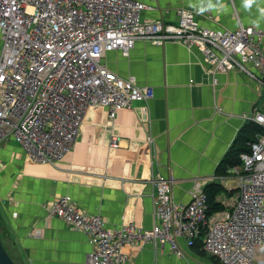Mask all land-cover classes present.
Masks as SVG:
<instances>
[{"label":"built area","instance_id":"built-area-1","mask_svg":"<svg viewBox=\"0 0 264 264\" xmlns=\"http://www.w3.org/2000/svg\"><path fill=\"white\" fill-rule=\"evenodd\" d=\"M147 9L135 0H0V145L13 141L32 163L56 167L73 150L90 109H106L113 122L119 112L151 101L152 88L103 63L108 52L129 56L141 41L198 49L214 87L219 74L238 71L263 93V29H209L187 9L175 23L144 21ZM243 121L264 130V112ZM118 141L111 146L118 148ZM248 145L222 179L224 185L235 179L237 187L225 188L222 210L211 215L203 181L194 183L184 204L174 200V180L158 176L150 231L134 224L109 229L103 216L87 214L69 196L47 205V216L88 236L87 264H127L124 249L138 243L168 244L184 258L179 240L192 248L199 238L220 264H264V133Z\"/></svg>","mask_w":264,"mask_h":264},{"label":"crops","instance_id":"crops-1","mask_svg":"<svg viewBox=\"0 0 264 264\" xmlns=\"http://www.w3.org/2000/svg\"><path fill=\"white\" fill-rule=\"evenodd\" d=\"M138 1L151 7L142 14L144 21L175 23L187 9L209 29L234 31L242 24L264 30V0ZM103 63L152 88L154 98L119 112L113 122L106 109H90L73 150L56 167L32 163L13 141L0 145L1 234L18 264H87L88 236L47 216L46 206L63 196L87 214L103 216L109 229L134 224L150 231L154 178H172L174 200L184 204L191 202L198 180L224 187L227 176L218 168L245 125L243 115L264 112V91L256 82L230 71L219 74L214 87L195 48L141 41L129 56L108 52ZM113 138L118 148L111 146ZM179 244L184 258L168 244L128 246L127 264H220L201 242L192 248L183 239Z\"/></svg>","mask_w":264,"mask_h":264},{"label":"trees","instance_id":"trees-1","mask_svg":"<svg viewBox=\"0 0 264 264\" xmlns=\"http://www.w3.org/2000/svg\"><path fill=\"white\" fill-rule=\"evenodd\" d=\"M261 133H264V130L261 127H259L257 124L255 123L245 124L242 127L241 131L239 132L235 140V143L233 144V146L230 148V150L228 151V153L226 154V156L220 163L218 171L221 172L223 176H227L229 174V168L231 166H235L240 163L241 154L249 151L250 147L248 143L254 142L257 135ZM205 191L208 196L209 215L215 212L221 211L222 205L218 202V196L221 193L225 192V188L221 186L220 184L213 183V184L208 185ZM2 222L3 221L0 216V241L2 242V244L8 251L12 260L15 262V264H17V262L15 261L11 253L9 252L5 244V241L2 237L1 230L4 229V225L2 224ZM199 242H201V248H202L203 247L202 238H199L195 242V245Z\"/></svg>","mask_w":264,"mask_h":264},{"label":"water","instance_id":"water-1","mask_svg":"<svg viewBox=\"0 0 264 264\" xmlns=\"http://www.w3.org/2000/svg\"><path fill=\"white\" fill-rule=\"evenodd\" d=\"M0 264H15L8 251L0 241Z\"/></svg>","mask_w":264,"mask_h":264},{"label":"rangeland","instance_id":"rangeland-1","mask_svg":"<svg viewBox=\"0 0 264 264\" xmlns=\"http://www.w3.org/2000/svg\"><path fill=\"white\" fill-rule=\"evenodd\" d=\"M135 1H138V0H135ZM141 2V1H140ZM143 3V2H142ZM145 4V3H144ZM147 5V4H146ZM148 6V5H147ZM150 7V6H148ZM151 8V7H150ZM148 10V9H147ZM147 10H145L144 12H146ZM144 14V13H143ZM195 15V14H194ZM168 23V22H167ZM170 23H173V22H170ZM1 39V38H0ZM2 46H3V43L0 44V52L2 50ZM225 188H236L237 187V181L233 178L231 179H227L226 180V184L224 185ZM18 264V263H17Z\"/></svg>","mask_w":264,"mask_h":264},{"label":"clouds","instance_id":"clouds-1","mask_svg":"<svg viewBox=\"0 0 264 264\" xmlns=\"http://www.w3.org/2000/svg\"><path fill=\"white\" fill-rule=\"evenodd\" d=\"M253 2V0H246V4L250 5Z\"/></svg>","mask_w":264,"mask_h":264}]
</instances>
